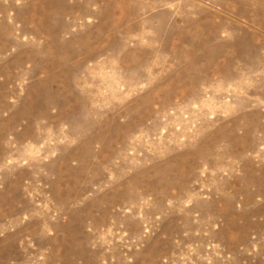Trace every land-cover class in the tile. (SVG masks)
<instances>
[{"label":"rangeland","instance_id":"374dc122","mask_svg":"<svg viewBox=\"0 0 264 264\" xmlns=\"http://www.w3.org/2000/svg\"><path fill=\"white\" fill-rule=\"evenodd\" d=\"M72 2L0 0V264H264V0Z\"/></svg>","mask_w":264,"mask_h":264},{"label":"bare ground","instance_id":"6f19581e","mask_svg":"<svg viewBox=\"0 0 264 264\" xmlns=\"http://www.w3.org/2000/svg\"><path fill=\"white\" fill-rule=\"evenodd\" d=\"M92 0H73V2H72V5H74V6H79V5H81V6H86V5H88L89 4V2H91ZM74 6L73 7H71V8H74Z\"/></svg>","mask_w":264,"mask_h":264}]
</instances>
